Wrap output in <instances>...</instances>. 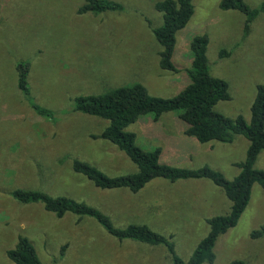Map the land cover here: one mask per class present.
<instances>
[{"label":"rangeland","instance_id":"rangeland-1","mask_svg":"<svg viewBox=\"0 0 264 264\" xmlns=\"http://www.w3.org/2000/svg\"><path fill=\"white\" fill-rule=\"evenodd\" d=\"M111 1L124 10L81 14L84 0H0V264H15L7 252L21 236L32 242L42 264H173L164 246L119 241L93 218L72 213L59 218L42 203L21 204L11 195L16 190L85 203L118 228L147 225L172 237L186 262L210 231L207 219L231 210L223 190L209 180L156 179L132 193L97 188L76 173V159L109 177L138 171L117 146L92 138L109 122L75 111L76 99L136 83L153 96L174 97L190 82L191 40L206 34L210 71L230 86L231 100L218 103L216 111L250 121L257 86L264 85V13L245 35L244 14L222 10V0H193L195 14L177 36L178 72H169L160 67L162 46L152 30L163 23L156 9L163 0ZM245 2L256 9L264 0ZM22 63L29 64V96L18 86ZM33 103L53 117L38 115ZM184 128L176 115L167 114L159 120L142 117L130 129L145 150H162L163 163L186 169L208 165L228 180L240 173L234 164L246 158V138L201 144ZM256 168L264 170V151ZM261 228L264 190L256 184L238 225L217 241L213 264H264V238H251Z\"/></svg>","mask_w":264,"mask_h":264},{"label":"trees","instance_id":"trees-1","mask_svg":"<svg viewBox=\"0 0 264 264\" xmlns=\"http://www.w3.org/2000/svg\"><path fill=\"white\" fill-rule=\"evenodd\" d=\"M222 10L238 11L246 16L245 35L250 32L251 24L264 13V2L259 8H251L245 0H222ZM163 15V23L152 28L156 40L162 46L160 67L164 71L178 72L174 64L177 36L185 29L195 14L193 0H163L156 4ZM120 3L111 0H84L81 14H101L108 11H122ZM209 37L196 35L190 43L193 60L188 70L190 82L177 95L171 98L153 96L140 83L122 86L100 95L81 96L76 99L75 111L109 122V126L93 139H102L117 146L137 166L134 174L109 177L97 167L76 159L73 170L91 180L97 188L103 190L127 189L132 193L142 191L156 179L172 183L181 180H209L221 188L231 201V210L226 215L207 219L210 227L208 235L199 243L189 261L182 260L176 253L172 237H166L151 230L147 225L133 224L118 228L110 217L85 203L67 197H52L42 191L16 190L12 197L21 204L42 203L45 210L59 218L72 213L81 218L95 219L111 236L119 241H135L150 246L166 247L173 264H213L216 260L215 247L219 238L235 228L251 200L256 184L264 190V170L256 168V162L264 151V85L257 86L255 101L251 107V120L243 116L229 118L216 111L220 102L230 101V86L224 79L215 77L210 71L207 56ZM224 53H221L223 57ZM29 64L18 66V86L21 92L29 96ZM34 111L47 118L53 113L32 104ZM176 115L185 125L184 134L195 138L201 144L219 142L232 144L239 136L246 138L249 146L246 158L234 166L240 173L228 180L222 172L205 165L198 169H186L162 162V150H145L138 144V135L131 130L142 117L152 115L155 120L162 116ZM252 239L264 238V228L253 231ZM8 258L15 264H42L38 253L27 238L21 236L16 247L7 252ZM231 264H247L233 261Z\"/></svg>","mask_w":264,"mask_h":264}]
</instances>
